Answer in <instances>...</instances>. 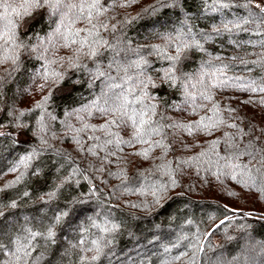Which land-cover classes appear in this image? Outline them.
<instances>
[{
    "label": "snow or ice",
    "instance_id": "obj_1",
    "mask_svg": "<svg viewBox=\"0 0 264 264\" xmlns=\"http://www.w3.org/2000/svg\"><path fill=\"white\" fill-rule=\"evenodd\" d=\"M137 2L138 0H0V66L12 65L10 69L5 70L3 76H0V89L22 68L27 58L41 62V68L35 74V78L44 81L39 85L41 91L49 83L59 86L66 78H71L68 70L73 73H87L90 88L99 81V93L93 92L92 99L87 103H82L70 111L66 110L65 120L61 122L65 136L77 146L78 153H86L97 158L99 166L89 164L88 169H84L76 164L68 153L52 149L58 156L65 157L74 165L67 175L56 176L60 182L54 186L48 185L47 173L40 167L33 166L35 160L52 148L49 133L51 138H55L50 122L55 121L57 117L48 111L52 93L43 96L33 109L20 111L18 115L15 114V110L0 107V120L8 116L14 118L13 124L17 130V136L13 139L14 144L31 143L26 138L31 133L42 146L32 147L8 167L7 172L18 175L6 184L4 189H0V192L20 184L26 177L35 176L48 189L39 197L41 203L48 206L59 199L65 186L74 184L79 187L81 177L88 184L87 192L72 198L63 208L57 207L52 215H47V207L41 208L44 216L36 224H33L32 217L24 216V223L15 231H0V264H44L48 249L55 248L58 244L57 229L70 224L72 218L78 214L85 213L88 210V202L93 198L103 204L100 200L99 186L94 183V178L87 174L93 167L96 172L107 171V175L121 178L124 191L142 197L151 196V204L133 203L130 205L133 208L143 207L150 210L156 205L163 207L161 201L167 199L170 189L177 186L176 172L185 165L196 166L198 170L200 167L206 171L214 169L213 175L217 179L221 176L230 177L237 183L264 194V147L251 139L243 147L236 143L237 136L243 139L244 132L237 124H228L222 115L223 111L231 113L235 109H222L214 101L213 96L215 90L228 87H235L251 94H264V78L256 80L229 77L227 70L231 65L223 62L222 55L213 53L206 47L225 35L229 37V43L239 47L237 42L230 39L231 36L251 31L253 35L262 38L247 43L264 48V0H201L203 16L218 15V20L206 25L205 28L192 23L194 18L183 8L182 0H157L136 17H125L117 23L111 22L114 17L104 19L110 8H127ZM163 9L181 10L183 19L171 30L152 34L151 38L159 39L161 43L133 45L126 36L127 28L146 16L156 15ZM236 9H243L245 14H240L235 11ZM199 18L202 17H195ZM39 19L47 22L49 30L43 36L35 33V44L26 43L24 36L27 33L22 34L21 27L27 29L30 23ZM206 28H210V31ZM61 49L66 50L68 54L57 57L56 53ZM194 54H199V67L188 72L185 67L196 58ZM204 56L208 59H203ZM150 57L154 59H149ZM230 59L237 60L239 57ZM89 61L92 67H89L87 63ZM217 61L219 63H215ZM157 62L159 66H154ZM241 62L245 66L248 63ZM251 63L264 65V59H257ZM65 64L67 69L61 70ZM173 90L179 91L182 98L180 104L169 100ZM2 96L3 92L0 91V98ZM244 103L264 105V96L259 101L250 98ZM208 104H211V107H208ZM162 107L181 112L190 111L193 115L206 110L208 114L188 123L181 121L168 123V118L160 111ZM37 110L39 116L33 129L22 121V117ZM73 117L76 124L70 122ZM94 117L102 118L103 122L90 123ZM225 125L237 130L236 136L223 134L226 155H220L217 151L221 140L214 139L210 141L207 150L188 160L178 161L176 167H173L171 161L157 165L156 171L160 177L166 179H153L151 175L139 172L137 175L143 178V183L139 187H131L125 183L129 178L124 170L113 173L106 169V166L113 162L112 158L120 159L118 153L124 150V146L148 145L129 154L144 160L149 158L152 151L159 148L162 150L160 159L163 160L172 150L171 142H166L165 128H180L189 135L203 132L210 136ZM122 132L127 139L121 135ZM4 136H11V133L0 132V137ZM244 157L248 158L247 162H242ZM59 172L60 168H56L55 174ZM2 174L4 173H0ZM30 196L31 193L25 190L21 193L20 199ZM19 206L20 201L17 199H11L6 204L0 199V220L7 215L4 209L15 210ZM227 211L235 212L236 209ZM99 216V212L96 216H87L89 223L80 226L79 238L75 242H70L69 248L62 253V258L69 255L75 257L69 264H96L105 254V248L111 245L112 234L120 229V224L110 219V211L104 214V219L100 223L97 222ZM230 220V217L225 216L207 233H196L194 239L184 246L191 248V255L187 251L178 252L170 259H163L161 264H175L184 257H187L185 264H198L200 255L206 258L207 264H228L221 257L212 260L207 256L206 249L212 246L206 241ZM91 229H96L98 234L92 233ZM38 249L41 250L38 252ZM169 252L170 249L165 247L164 253Z\"/></svg>",
    "mask_w": 264,
    "mask_h": 264
},
{
    "label": "trees",
    "instance_id": "obj_2",
    "mask_svg": "<svg viewBox=\"0 0 264 264\" xmlns=\"http://www.w3.org/2000/svg\"><path fill=\"white\" fill-rule=\"evenodd\" d=\"M156 2L157 0H138L137 3L127 8H110L104 19L114 17L115 19L111 22L117 23L125 17H136L142 13L144 8ZM182 3L183 8L194 18L192 23L200 28H205L206 25L218 20L217 14L202 15L201 0H182ZM235 11L242 15L245 14L243 9H236ZM198 16L202 18L195 19ZM182 19L181 10L163 9L152 17L146 16L143 20L131 24L126 30V36L133 42V45L161 43L159 39H152V34L171 30ZM79 26L83 27V25ZM250 27L254 28L255 26ZM48 30V24L44 19L30 23L27 29L24 27L20 29L22 34L27 33L24 36L25 42L33 44L36 43L35 33L43 36ZM206 30L210 31V28H206ZM261 38L258 35H253L251 31L248 33L240 32L233 34L230 38L237 42L239 47L229 43L227 35L217 38L206 47L209 51L222 55L224 57L223 62L231 65L227 70L229 77L260 80L264 78V65L252 64L251 61L264 59V48L259 45L253 46L247 42ZM67 54L66 50L63 49L56 53L57 57ZM194 55L196 58L185 67L188 72L199 67V54ZM230 57H239V59L231 60ZM149 59L154 58L150 57ZM203 59L206 60L208 57L204 56ZM241 61L248 63L245 66ZM87 63L89 67H92L90 61ZM105 63H107L106 60ZM215 63H219V61ZM154 66H159V62ZM11 67V64L0 66V76H3L5 70ZM40 68V61L27 58L22 68L0 89L3 92V96L0 98V107L15 110V114L18 115L20 111L33 109L36 102L40 101L43 96L48 95L49 92L52 93L48 111L57 117L55 121L50 122L51 131L55 132V138H51V133H49V143L52 148L35 160L33 166L40 167L47 173L48 185L54 186L60 182L56 176L67 175L71 171V166L74 165H71L65 157L58 156L52 149L68 153L75 163L84 169H88L89 164L99 166L97 158L86 153H78L77 146L65 136V129L61 123L65 120L64 113L66 110L70 111L82 103H87L88 100L92 99L93 92L99 93V81L90 88V78L87 73H73L68 70L71 78H66L59 86L49 83L41 91L39 85L44 81L35 78V74ZM65 69H67V64L61 70ZM151 74L155 75V73ZM213 96L214 101L222 109H235L231 113L223 111L222 115L228 124L235 123L239 129L243 130V139L237 136L236 143L243 147L251 139L259 146L264 147V105L244 103L250 98L253 101H259L264 94H251L235 87H228L215 90ZM169 100H174L180 104L182 98L179 91L173 90ZM207 106L211 107V104ZM160 111L168 118V123L172 121L188 123L199 119V116L208 114L206 110L193 115L190 111L181 112L165 107H162ZM38 116L39 110L28 112L22 117V121L34 129ZM13 119L12 116H8L0 120V132L11 133V136L0 137V173H4L0 175V189H4L5 185L18 175V173L7 172V169L20 155L31 150L32 147H42L39 141L32 137L31 133L26 137L31 143L14 144L13 139L17 136V130L14 127ZM70 122L77 123L74 117L71 118ZM89 122L99 124L103 122V119L94 117ZM164 131L166 142H171L172 150L163 160L160 159L162 150L159 148L152 151L149 158L144 160L139 156L129 154L146 148L148 145L124 146V150L118 153L120 159L112 158L113 162L107 165L106 169L113 173L124 170L129 178L125 183L131 187H139L143 183V178L137 175L139 172L151 175L153 179H166L160 177L159 172L156 171L157 165L171 161L173 167H176L178 161L188 160L199 152L207 150L210 141L218 138L221 140V144L217 151L220 155H226L223 134L237 135L236 129L226 125L221 126L210 136L203 132H194L193 135H189L180 128H165ZM121 135H124L125 139L128 138L123 132ZM155 139H160V137H155ZM247 159V157L242 158V162H247ZM56 168H60L58 174H55ZM214 171V169L206 171L203 167L198 170L196 166H183L175 174L177 186L170 189L167 199L161 201L164 206L156 205L148 210L143 207L133 208L130 205L144 202L151 204V196L142 197L126 192L123 190L121 178L109 176L107 171L105 173L96 172L95 167H93L88 170L87 174L93 177L94 183L99 186L101 190L100 200L103 201V204L93 198L88 202V210L85 213L78 214L72 218L70 224L62 229H57L58 244L55 248L50 247L48 249L44 264H69V261L75 257L69 255L62 258V253L69 248L70 242H75L79 238L80 226L89 223L86 217L96 216V213L99 212L100 216L97 218V222L100 223L104 219V214L109 211L111 212L110 219L120 224V229L112 234L111 245L105 248V254L100 257L96 264H161L163 259H170L178 252L187 251L191 255V248L184 246L194 239L196 233H207L215 228V225L225 216L230 217L231 220L208 238L206 243L212 247L206 249L207 256L212 260L221 257L228 264H264V194L255 189H249L230 177L221 176L220 179H217L213 175ZM80 180L79 187L74 184L65 186L59 199L48 206L43 205L39 200L40 195L48 189L35 176L26 177L20 184L0 192V199L5 204L11 199L20 201V206L17 209H4L7 215L0 220V231H15L20 224L24 223V216L32 217L33 224H36L44 216V213L40 211L41 208L47 207L48 216L52 215L57 207L63 208L69 200L87 192V182L82 177ZM101 181H105V183ZM25 190L29 191L31 196L21 200V193ZM227 209H236V211H227ZM91 232L98 234L96 229H91ZM185 237L186 239H184ZM201 239L203 240V237ZM174 244L180 246L172 247ZM165 247L170 249L167 254L164 253ZM186 260L187 257H184L176 261L175 264H185ZM198 264H207L203 255L198 257Z\"/></svg>",
    "mask_w": 264,
    "mask_h": 264
}]
</instances>
